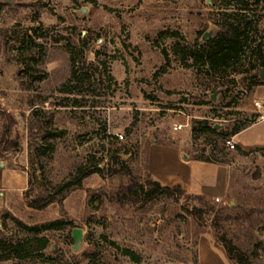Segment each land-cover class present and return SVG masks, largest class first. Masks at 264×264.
I'll return each instance as SVG.
<instances>
[{"label": "rangeland", "instance_id": "rangeland-1", "mask_svg": "<svg viewBox=\"0 0 264 264\" xmlns=\"http://www.w3.org/2000/svg\"><path fill=\"white\" fill-rule=\"evenodd\" d=\"M224 3L0 0V138L8 126L7 141L18 147L3 157L27 175L25 190L8 196L11 211L0 201V237L30 236L17 221L39 228L63 221L40 230L48 238L43 258L3 259L0 250V264H199L201 237V264H224L206 245L234 264L217 234L251 264H264V65L257 60L264 53V0L245 5L257 31L249 33L239 60L211 68L193 54L212 45L223 11L241 12L238 3ZM203 119L228 132L244 124L238 142L261 147L242 154L215 135L197 131L193 138L192 126ZM153 141L183 142L193 159L213 154L229 167L226 197H208L213 209L196 219L199 203L185 190L152 200L124 195L152 180L147 151ZM213 144L222 152L211 154ZM80 169L91 172L77 184ZM51 195L42 209L27 204ZM74 227L83 230L77 250Z\"/></svg>", "mask_w": 264, "mask_h": 264}, {"label": "trees", "instance_id": "trees-1", "mask_svg": "<svg viewBox=\"0 0 264 264\" xmlns=\"http://www.w3.org/2000/svg\"><path fill=\"white\" fill-rule=\"evenodd\" d=\"M231 2L238 3L237 9L241 11L240 13H228L227 11H223L221 13V20L223 24V29H220L216 36L211 39L212 45L205 50H199V52L194 53V58H204L207 60V66L211 68L215 67H222V66H229L239 60L238 53L241 51L243 45L247 40L249 39V33L254 31H257V29H254L253 24L254 22L249 19V16L246 13L245 5L248 2V0H225L224 5H230ZM86 41H83V44ZM205 51V53H203ZM261 63V65H264V53H259L258 59ZM70 61H71V75L70 77H76V69H75V54L74 51L71 50L70 55ZM259 71L256 72V75ZM254 84H257L256 81H254ZM197 125L192 126V137L195 138L197 136V131H201L204 133H208L211 136L215 135L218 139H221L223 142L228 136H234L235 134L239 133L243 129H245L247 126L244 124H236L233 125L231 128V131H223L222 129H217L215 125H212L209 123L207 119H203L200 121H195ZM11 123L13 121L11 120ZM9 127L6 126V129L3 131V134L0 138V150L1 153L8 150V149H16L18 147V143L16 141H7V135H8ZM225 142L223 143L224 146ZM236 151L242 154H246L248 151H245L244 149L240 148L236 145L234 147ZM223 148L217 147V144H213L211 149V154L214 153V151L222 152ZM212 155L206 157L205 161L213 162V163H221L222 161L218 160L216 157H212ZM113 162L119 164L120 171H125L128 175H130V171L128 167L125 165L124 161L121 160L119 157H115L112 159ZM97 171H100L99 168L96 169ZM88 172L91 171H84L79 170L75 176L74 182L79 184L80 180L87 175ZM115 170H111L110 173L113 174ZM149 178L150 175H148ZM146 189H143V187L138 190V185L133 184L132 186L135 187L134 192L130 191V187L128 192L124 193L128 197V195H135L136 197H139L140 195H143L145 200H152L157 196H171L174 194V192H177L178 194L183 193V189L179 185H175L172 187L161 185L159 182L151 179H146ZM69 184V183H68ZM122 195V198L123 196ZM193 198L197 200L199 203L198 207L194 208V216L196 219L201 217V214L206 211H211L213 209L212 206H209V199L207 196L204 195H192ZM121 197L119 196V199ZM126 198V197H125ZM53 202V196H47L43 198H36L28 201V206L35 209H42L48 204ZM221 217L219 215H215V218L213 219V225L215 227V230L219 229V220ZM19 225H21L24 229L31 231V235L27 236L24 239L21 240H14L9 237H0V250L4 251V258L3 259H11V258H17V259H24L29 257H38L43 258L42 251L48 244V238L45 235L39 236V232L41 229H48L52 228V226H55L56 224L61 225L63 224V221H56L55 223L47 224L46 226L43 225L42 227L38 226H29L24 225L20 221H17ZM217 240L220 242V244L223 247V250L228 257L229 260H231L234 264H251L249 257L241 251L231 239L227 238L226 235H216Z\"/></svg>", "mask_w": 264, "mask_h": 264}, {"label": "crops", "instance_id": "crops-1", "mask_svg": "<svg viewBox=\"0 0 264 264\" xmlns=\"http://www.w3.org/2000/svg\"><path fill=\"white\" fill-rule=\"evenodd\" d=\"M239 133L235 134L232 139L240 148L245 150L261 147L258 144L243 146L237 140ZM5 152L1 153L0 150V201L6 210L11 211L14 206L8 196L15 197L25 190L27 175L15 167L7 166L3 157ZM147 171L152 180L161 185L169 187L179 185L187 193L219 199H224L227 194L229 167L225 164L191 158L185 151L183 142L175 141L172 144H164L153 141L147 151ZM204 241L205 239L201 237L198 244L199 264H201L199 248ZM206 247L213 257L221 258L220 260L227 264L223 252L208 245Z\"/></svg>", "mask_w": 264, "mask_h": 264}, {"label": "water", "instance_id": "water-1", "mask_svg": "<svg viewBox=\"0 0 264 264\" xmlns=\"http://www.w3.org/2000/svg\"><path fill=\"white\" fill-rule=\"evenodd\" d=\"M212 33H213V31L211 29L206 31L205 33H203L202 39L203 40L209 39L212 36ZM220 90H222V89H219V90H217L211 94L210 99L212 101L215 100L216 95L220 92ZM215 127L218 128V125H215ZM71 237L73 239L72 248L74 250L79 249L81 244L83 243V230L81 228H78V227L72 228L71 229Z\"/></svg>", "mask_w": 264, "mask_h": 264}, {"label": "built area", "instance_id": "built-area-1", "mask_svg": "<svg viewBox=\"0 0 264 264\" xmlns=\"http://www.w3.org/2000/svg\"><path fill=\"white\" fill-rule=\"evenodd\" d=\"M258 104V103H257ZM182 126H186L185 124H174V127H178V128H180V127H182ZM225 144L229 147V148H231V149H233L234 147H235V143H234V141H233V139L232 138H226L225 139ZM215 200L216 201H219L220 199L219 198H215Z\"/></svg>", "mask_w": 264, "mask_h": 264}]
</instances>
